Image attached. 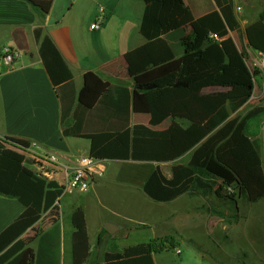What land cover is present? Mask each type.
<instances>
[{
	"label": "trees",
	"instance_id": "obj_1",
	"mask_svg": "<svg viewBox=\"0 0 264 264\" xmlns=\"http://www.w3.org/2000/svg\"><path fill=\"white\" fill-rule=\"evenodd\" d=\"M25 1L41 16L49 13L53 2ZM142 1L144 12L139 32L146 42L124 54L127 70L134 79L132 91L125 86L112 88L109 81L88 70L83 73V83L76 95L73 74L53 39L43 26L34 29L39 56L60 102V122L64 124L70 115L74 119L62 128V134L88 139L89 154L104 159L167 161L190 151L187 162L172 166L170 178L158 166L154 168L143 191L155 201L169 202L182 194H213L234 203L237 197L248 202L262 199L264 125L261 136L256 138L248 133V124L264 111V106L253 107L241 117H228L254 92L259 71L248 66L246 50L264 54V14L245 27L246 44L240 49L229 35L238 26L230 0H214L216 8L191 21L190 34L180 41L182 54L176 56L163 38L170 0ZM210 33H216L220 39L209 38ZM175 71L178 75L173 84L153 83ZM207 86L226 90L203 93ZM98 104L107 105L116 120L87 130L85 115ZM131 109L149 114L151 125L166 118H171V123L165 130L143 124L130 126ZM28 144L29 140L21 137H0V195L16 197L24 206L18 218L0 233V264H31L30 248L12 257L23 247L18 237L63 190L56 179L41 178L26 167L28 159L18 146ZM70 220L74 229L73 264H85L90 247L80 206L72 209ZM172 246L173 242L150 239L118 252H106L103 264H154L152 253Z\"/></svg>",
	"mask_w": 264,
	"mask_h": 264
},
{
	"label": "crops",
	"instance_id": "obj_2",
	"mask_svg": "<svg viewBox=\"0 0 264 264\" xmlns=\"http://www.w3.org/2000/svg\"><path fill=\"white\" fill-rule=\"evenodd\" d=\"M56 2L53 0L49 13L41 16L25 0H0V50L9 46L20 52V57L11 67L0 60V137L12 135L36 141L42 150L58 155L59 169H62L73 167L79 155L89 153L90 142L86 138L62 134V128L71 125L74 119L70 115L64 124L60 122V102L39 56V41L34 29L43 26L53 39L73 74L76 95L83 83V73L88 70L109 81L112 88L125 86L132 91L134 79L127 70L124 54L144 44L146 39L139 32L144 12L142 0H114L107 12L104 9L102 25L95 29L98 30L96 32L89 29L96 13L93 14L92 10L82 14L74 11V7L81 5L83 0H63L60 17L55 12ZM90 2L94 0H86V3ZM230 2L238 26L229 35L236 44L239 40L246 43L245 27L264 14V0ZM214 8V0H170L163 38L176 56L182 54L180 41L190 34L191 21ZM88 18V24L83 27ZM177 75L178 71H175L153 83L156 86L171 85ZM225 90V87L207 86L202 92ZM76 104L77 99L74 107ZM149 119V114L132 109L128 115L130 126L143 124L155 130H165L171 123V118H166L151 125ZM114 120L111 109L98 104L86 113L84 126L92 130L102 122ZM190 154L188 151L167 161L105 159L103 176L95 179L85 192L61 194L37 221L19 235L23 247H19L12 257L30 248L33 252L31 264H73L74 229L70 215L75 206H80L85 214L90 247L85 264H103L106 252H118L136 244L128 241L132 232L142 234L147 238L145 241L166 240L179 248L182 241H187L203 252V264H252L247 254L240 257L219 248L222 243L215 236L229 233L230 229L227 225H221L222 228L214 225L215 216L208 206L213 194H182L169 202H161L151 199L143 191V184L156 166L166 178H170L172 166L187 162ZM112 163L126 172H120L118 168L112 170ZM59 177L60 173L55 172L52 178ZM23 210L24 206L16 197L0 195V233ZM106 221L114 222L117 230L107 231L103 226ZM191 229L201 230L203 239H195ZM216 246L219 250L215 249ZM163 251L152 253L154 264H160ZM180 253L181 248L176 254Z\"/></svg>",
	"mask_w": 264,
	"mask_h": 264
},
{
	"label": "rangeland",
	"instance_id": "obj_3",
	"mask_svg": "<svg viewBox=\"0 0 264 264\" xmlns=\"http://www.w3.org/2000/svg\"><path fill=\"white\" fill-rule=\"evenodd\" d=\"M113 2L114 0H94V2L86 3V0H83L81 5H76L74 7V11L78 14H82L88 10H92L93 14L96 13L98 15V9L100 7L104 8L107 12ZM62 5L63 0H57L55 12L58 13V17L63 14L61 13ZM68 6L69 5L66 6L65 10ZM88 20L89 18L83 23V27L88 24ZM96 31L98 30H94V32ZM245 44L246 43L241 40L237 42L240 49L244 48ZM246 62L251 70L257 68L259 71L255 76V89L252 96L241 107L236 111L231 112V118L241 117L253 107L264 106V66L262 58L257 55L256 52L247 48ZM263 125L264 111L249 121L248 133L253 137L259 138L261 136ZM106 163H108V161ZM111 165L112 170H117L118 168V171L126 172L121 166H116L117 164L112 163ZM208 206L214 211L215 227L222 228L221 225H227L230 229L229 233L223 232L222 234H217V236H215L218 238L217 241L222 243L219 248L221 250H226L231 254H237L240 257H243V254H247L252 264H264V197L256 202H248L243 197H237L236 202L234 203L229 202L225 198L213 196L208 200ZM215 211L220 214H216ZM243 228H245V230ZM191 230L195 239L198 241L203 239L201 230ZM212 236H214V234ZM146 239L147 238L143 237L142 234L132 232L128 241L131 243H137L143 242ZM204 242L211 243L210 241L207 242V240H204ZM175 248V245H173L171 247L172 251L165 250L160 253V264H203L205 260L203 252L189 244L187 241L181 242L180 255L175 253ZM215 249L219 250L217 246ZM262 258L263 262L261 263Z\"/></svg>",
	"mask_w": 264,
	"mask_h": 264
},
{
	"label": "built area",
	"instance_id": "obj_4",
	"mask_svg": "<svg viewBox=\"0 0 264 264\" xmlns=\"http://www.w3.org/2000/svg\"><path fill=\"white\" fill-rule=\"evenodd\" d=\"M98 15L89 24L90 30L99 29L104 19V8L98 9ZM209 38L219 40L216 33H210ZM257 55L262 58L264 66V54L257 51ZM20 57V52L9 46H3L0 50V60L11 67L15 60ZM19 152L23 153L28 159L25 161L28 167L36 176L44 179H53L55 172L60 173L56 178L60 185L63 186L62 195L74 191L85 192L89 189L91 183L103 176L105 172V159L92 156L89 153L79 155L75 164L71 168H60L59 159L55 152L42 150L36 141H29L27 146H18ZM180 248H175V253H179Z\"/></svg>",
	"mask_w": 264,
	"mask_h": 264
},
{
	"label": "water",
	"instance_id": "obj_5",
	"mask_svg": "<svg viewBox=\"0 0 264 264\" xmlns=\"http://www.w3.org/2000/svg\"><path fill=\"white\" fill-rule=\"evenodd\" d=\"M103 226L109 232H115V230H117L118 228V226L111 221H106Z\"/></svg>",
	"mask_w": 264,
	"mask_h": 264
}]
</instances>
